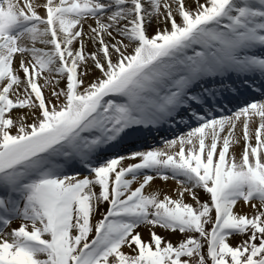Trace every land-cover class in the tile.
<instances>
[{
  "label": "snow or ice",
  "instance_id": "obj_1",
  "mask_svg": "<svg viewBox=\"0 0 264 264\" xmlns=\"http://www.w3.org/2000/svg\"><path fill=\"white\" fill-rule=\"evenodd\" d=\"M0 264H264V0H0Z\"/></svg>",
  "mask_w": 264,
  "mask_h": 264
},
{
  "label": "bare ground",
  "instance_id": "obj_2",
  "mask_svg": "<svg viewBox=\"0 0 264 264\" xmlns=\"http://www.w3.org/2000/svg\"><path fill=\"white\" fill-rule=\"evenodd\" d=\"M41 2H42V0H41ZM188 3H191V0H188ZM38 11H39L41 14H44V11H45V10H44L43 8H40V9H38ZM155 28H156V25L153 24L152 27L149 29L150 33H154ZM87 48H88L89 51L93 50L91 43H89V44L87 45ZM45 75H47V73H45ZM96 75H98V73H93L92 75H90V76L88 77V80H92V79H94V77H95ZM40 82L43 83V80H41ZM64 83H65L64 81H61L59 86H60V87H63V86H64ZM45 94H46V95L48 94L47 91H46ZM236 133H237V136H238V137L241 136V129H240V127L237 128ZM161 146H162V145H161ZM243 146H244V144H243V140H242V139L240 140L239 145L234 146V151L237 153V155H239V154L242 152ZM232 150H233V149H230V151H232ZM128 162H136V161H128ZM134 186H135V185H134ZM157 186H159L160 188H162V189L164 190L163 193H162L161 198H163V195H164V194L172 195L173 197H177L176 193L173 191V190L176 188V182H175V181L169 180V181H167V182H164V181L161 180V179H156V180L153 182V188H155V187H157ZM151 190H152V189H147V191H151ZM97 191H98V189H97ZM185 196L187 197V195H185ZM200 196H201V199H204V198H205V197H204V194H203L202 192L200 193ZM192 203H193V201H192ZM105 207H106V206H105ZM237 211H241V208L238 207V208H237ZM242 211H245V212H246V211H248V209H247V208H244V209H242ZM97 218H98V217H97ZM18 224H19V222L16 221V222L13 223V226H18ZM139 230L141 231V233H142L144 239H148V231H147V229H145V228H141V229H139ZM156 231H157L160 235L166 237L167 239H170L173 243H176L177 241H179L180 239L183 238V237L181 236V234L178 233V232H176V233H172V232H170V231H165V230L160 229V228H157ZM238 239H239V237L233 239L232 242H233V243H236V241H237ZM124 251L127 252L128 249L125 248Z\"/></svg>",
  "mask_w": 264,
  "mask_h": 264
},
{
  "label": "rangeland",
  "instance_id": "obj_3",
  "mask_svg": "<svg viewBox=\"0 0 264 264\" xmlns=\"http://www.w3.org/2000/svg\"><path fill=\"white\" fill-rule=\"evenodd\" d=\"M186 195H187V194H186ZM173 198L175 199V198H177V197H173ZM184 199H185V202H187V203H192V199H191L190 196L187 195V197L185 196Z\"/></svg>",
  "mask_w": 264,
  "mask_h": 264
}]
</instances>
